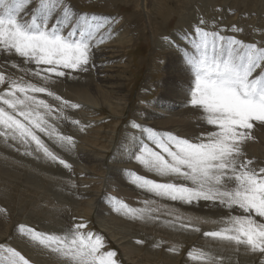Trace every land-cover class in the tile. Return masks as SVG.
I'll return each mask as SVG.
<instances>
[{
	"label": "rangeland",
	"instance_id": "374dc122",
	"mask_svg": "<svg viewBox=\"0 0 264 264\" xmlns=\"http://www.w3.org/2000/svg\"><path fill=\"white\" fill-rule=\"evenodd\" d=\"M211 1L214 4L207 0H67L77 13L113 16L115 23L112 29L119 34L110 40L102 37L106 31L98 34L93 55L95 67L89 66L87 71L73 73L68 78H54L47 84L56 95L70 104L79 105L76 109L65 107L63 111L68 119L58 122V131L72 136L74 146L65 147L40 134L45 144L70 165L69 168L43 157L42 153L26 155L27 149L14 146L13 141L5 142L0 137V209L4 210L0 211V244L20 251L30 264H62V258L57 254L21 235L18 225L30 226L40 232L63 233L73 223L84 221L88 230L104 237L105 250L115 251L119 264H204L190 259V251L193 254L197 251L211 252L219 264H264V254L253 252L245 245L237 246L203 236L204 231L221 227L220 222L229 215H246L242 210L230 211L203 201L193 205L158 201L159 204L171 205L179 215L190 218L200 227V232L174 229L162 222L133 220L113 210L114 200L118 198L137 208L143 207L144 200L154 199L129 182L131 172L159 179L130 159L124 150L133 134L141 133L132 129L134 123L148 128L151 126L145 124L151 122L155 128L159 127L156 130L162 132L173 128L172 131L180 136L183 128L185 130L182 129L181 133L188 137L203 132V129L212 130L204 117L198 122L199 117L195 115L202 111L190 104V89L194 81L184 57L192 51L186 39L191 30L199 25L209 32H219L245 44L264 45V33L261 31L264 29V0H257L254 6L259 7L261 15L251 5L254 0ZM183 18L191 23L184 22ZM201 20L205 21L203 25H200ZM254 34L262 36L263 41H253ZM101 40L107 47L102 52L103 57L98 53L102 48H97L98 45L103 47ZM161 44L166 45L163 47ZM103 59H107V70L103 67L105 64L100 63ZM34 67L24 64L22 58L14 53L0 52V73L6 79L25 77L44 85L43 80L25 75ZM105 80L113 85V93L104 87ZM6 88L7 83L0 85V92ZM103 89L107 92L104 93ZM103 97L107 100L104 101L106 98ZM40 98L53 105L59 104L53 97L40 94ZM73 120L79 124H73ZM260 125L255 124L253 138L246 141L243 151L246 158L264 164V126L258 128ZM139 134L136 136L140 137ZM14 147L21 148L22 157L16 154ZM35 206L37 208L34 209ZM254 218L264 223V218ZM191 237L193 239L189 240ZM126 255H131V258Z\"/></svg>",
	"mask_w": 264,
	"mask_h": 264
},
{
	"label": "snow or ice",
	"instance_id": "6c2138e0",
	"mask_svg": "<svg viewBox=\"0 0 264 264\" xmlns=\"http://www.w3.org/2000/svg\"><path fill=\"white\" fill-rule=\"evenodd\" d=\"M113 23L111 17L77 13L67 0H0V52L14 53L24 64L35 65L25 75L45 82L40 85L24 77L9 80L0 73V85L7 83L0 92V137L5 142L11 140L14 146L27 149L26 155L42 153L70 167L40 134L65 147L74 146L72 136L58 131V122L68 119L65 107L79 105L56 95L47 84L95 67L97 36L102 30L111 35ZM186 39L193 50L184 57L194 81L190 104L202 111L212 130L189 139L134 123L132 129L141 136L133 134L125 152L160 179L131 172L129 182L154 199L144 200L139 208L117 199L113 210L133 220L195 232L201 229L190 218L158 201L180 205L203 201L230 211L242 210L246 215H229L221 227L204 231L203 236L264 254V223L254 218H264V164L246 158L243 151L245 142L253 138L255 124L264 125V45L245 44L199 25ZM40 94L59 104L48 103ZM18 231L57 254L62 264H119L117 253L105 250L104 237L88 230L84 221L73 223L63 233L40 232L23 224ZM188 255L204 264H219L211 252L190 251ZM0 264L30 261L15 248L0 244Z\"/></svg>",
	"mask_w": 264,
	"mask_h": 264
},
{
	"label": "bare ground",
	"instance_id": "6f19581e",
	"mask_svg": "<svg viewBox=\"0 0 264 264\" xmlns=\"http://www.w3.org/2000/svg\"><path fill=\"white\" fill-rule=\"evenodd\" d=\"M207 2L208 3H210V4H214V3H212V1L211 0H207ZM225 2H226V0H225ZM256 2H257V0H254V1H252L251 3V5H253V9H255V10H257V11H255V12H258L260 15H261V13H262V11H260L259 10V7L258 8H254V6H255V4H256ZM222 3H223V1H222ZM202 5H203V3H202ZM206 5H208V4H206ZM226 5V4H225ZM215 6V5H214ZM213 6V7H214ZM262 6H264V3H263V5ZM208 7V6H207ZM214 9V8H213ZM262 9V8H261ZM206 10V9H205ZM172 11V10H171ZM171 11H170V13H171ZM211 11V10H210ZM195 12V11H194ZM194 14V13H193ZM176 15V14H175ZM207 15V14H206ZM152 19V18H151ZM210 19V18H209ZM215 20H216V18H215ZM214 20V21H215ZM183 21L184 22H190L187 18H183ZM193 21V20H192ZM224 21V20H223ZM262 22V21H261ZM182 23V22H181ZM191 23V22H190ZM194 26V25H193ZM207 29V28H206ZM259 29H260V27H259ZM261 30V29H260ZM112 31V34L111 35H109V31L108 30H106V32H105V34L102 36L104 39L106 38V40H110V39H113V38H116V36H118V34H117V32L118 31H116V30H114V29H112L111 30ZM263 33H264V29L263 30H261ZM107 33V34H106ZM163 35V34H162ZM102 38V39H103ZM252 38H253V41L254 40H258V41H263V38H262V36H258L257 37V35L256 34H254L253 36H252ZM161 40V39H160ZM241 41V40H240ZM120 42V41H119ZM118 42V43H119ZM101 43H103V47H101V45H98L97 46V48H102L101 50H98V53H99V57H103V53L105 52L104 51V49L106 50L107 49V47L105 46V44H104V42H101ZM106 43V42H105ZM108 43V42H107ZM112 43H114L113 41H112ZM166 43V42H165ZM122 44H124V43H122ZM107 45H109V44H107ZM161 45H163V47H164V45H166V44H161ZM112 48V47H111ZM96 50V49H95ZM193 51V50H192ZM103 52V53H102ZM165 52V51H164ZM168 52H170V51H168ZM176 52V51H175ZM97 53V54H98ZM106 53H108V51L106 52ZM174 53V52H173ZM111 54V53H110ZM108 56H110V55H108ZM7 59V58H6ZM6 61V60H5ZM8 61V60H7ZM106 61H107V59H106ZM106 61H104V59L101 61L100 60V63L101 62H103L102 63V65H104L105 64V66H103L106 70L108 69V67L106 66ZM185 61V60H184ZM3 62V61H2ZM10 63V62H9ZM98 63V62H97ZM21 65V64H20ZM111 68V67H110ZM15 69V68H14ZM19 69V68H18ZM103 69V68H102ZM105 69H103V70H105ZM29 70V69H28ZM15 71H17V70H15ZM21 70H19V72H20ZM178 71H180V70H178ZM189 71V70H188ZM22 72V71H21ZM91 72V71H90ZM101 72V71H100ZM113 73V72H112ZM5 74H6V72H5ZM79 75H81V74H79ZM87 75V74H86ZM110 75V74H109ZM109 75H107V76H109ZM173 76V75H172ZM28 77V76H27ZM85 77V76H84ZM113 77V76H112ZM8 78V77H7ZM25 78V77H24ZM32 78V77H31ZM67 78H68V76H67ZM168 78V77H167ZM183 78V77H182ZM189 78V77H188ZM28 79V78H27ZM79 79V78H78ZM106 79V78H105ZM171 79H172V77H171ZM191 79V78H190ZM103 80V79H102ZM109 80V79H108ZM179 80V79H178ZM177 80V81H178ZM111 81V80H110ZM115 81H117V79L115 80ZM114 81V82H115ZM74 82V81H73ZM164 82V81H163ZM103 83V82H102ZM119 83V82H118ZM78 84V83H77ZM104 84V83H103ZM103 84H101V88H102V85ZM189 84V83H188ZM71 84H69V86H70ZM73 85V84H72ZM87 85H89V84H87ZM97 85V84H96ZM115 85H117V84H115ZM183 85V84H182ZM118 86H121V85H118ZM163 86V85H162ZM74 87H80V86H74ZM83 87V86H82ZM95 87V86H94ZM99 87V86H98ZM104 87L105 88H107V89H109V91H110V93H113V85L112 84H109V82H107L106 80H105V85H104ZM77 88V89H78ZM81 88V87H80ZM118 88V87H117ZM179 88V87H178ZM181 88V87H180ZM112 89V90H111ZM52 90V89H51ZM97 90V89H96ZM104 90V89H103ZM102 90V91H103ZM168 90V89H167ZM173 90V89H172ZM95 91V90H94ZM99 91V90H98ZM116 91H117V89H116ZM84 92V91H83ZM105 92H107V90H104V93ZM80 93V92H79ZM95 93V92H94ZM165 93V92H164ZM83 94H85V93H83ZM98 94H101V93H99L98 92ZM108 95H110V94H108ZM97 96V95H96ZM181 96V95H180ZM83 97H85V96H83ZM88 98V97H87ZM104 99L106 98V97H103ZM179 98V97H178ZM185 98V97H184ZM45 99V98H44ZM183 99V98H182ZM188 99V98H187ZM107 100V98L104 100V101H106ZM165 101V100H164ZM186 101H188V100H186ZM113 102V101H112ZM159 102V101H158ZM104 103H106V102H104ZM104 103H103V105H104ZM109 104V103H108ZM184 104V103H183ZM91 105H92V103H91ZM110 105V104H109ZM113 105V104H112ZM89 106H90V103H89ZM93 106V105H92ZM192 106V105H191ZM109 107V106H108ZM110 107H113L114 108V106H110ZM111 109V108H110ZM188 109V108H187ZM187 109H186V111H187ZM196 111V110H195ZM161 112V111H160ZM162 113V112H161ZM179 113V112H178ZM183 113V112H182ZM185 113V112H184ZM189 113V112H188ZM167 114V113H166ZM170 114V113H169ZM180 114V113H179ZM178 115V114H177ZM185 115H186V113H185ZM176 116V115H175ZM191 116V115H190ZM197 116V118L199 117V119H198V122H201V121H199L200 119L202 120L203 119V113H200V112H197L196 113V115H195V117ZM148 117V116H147ZM179 117V116H178ZM185 117V116H184ZM150 118V117H149ZM175 118V117H174ZM181 118V117H180ZM179 119V118H178ZM178 119H176L175 118V120H178ZM189 119V118H188ZM191 119H193V118H191ZM195 119V118H194ZM181 120V119H180ZM173 121V120H172ZM183 121V118H182V120H181V122ZM184 121H187L186 119H184ZM179 122V121H178ZM155 123V122H154ZM173 123V122H172ZM175 123V122H174ZM177 123V122H176ZM175 123V124H176ZM175 124H173L174 126H175ZM179 124H180V122H179ZM198 124V123H197ZM200 124V123H199ZM259 124V123H258ZM146 125H148V126H151V128H153V129H159V127H157V128H155L154 126H152L153 125V123H146L145 124V126ZM169 125V128H170V124H168ZM167 125V126H168ZM178 125V124H177ZM176 125V126H177ZM182 125V124H181ZM190 124H188V126H189ZM260 125V124H259ZM160 126H161V124H160ZM164 127H165V125H163ZM187 126V127H188ZM261 126L262 125H260V127L258 126V128H261ZM264 126V125H263ZM147 127V126H146ZM162 127V126H161ZM160 127V128H161ZM172 127V126H171ZM183 127V126H182ZM163 128V127H162ZM180 129H181V127H179ZM189 128V127H188ZM262 128H264V127H262ZM176 130L178 129V128H175ZM183 129V128H182ZM181 129V130H182ZM187 129V128H186ZM190 129V128H189ZM188 129V130H189ZM162 130V129H161ZM164 131H172L173 130V128H172V130L171 129H163ZM181 130H180V132H181ZM185 129H183V131H184ZM187 131V130H186ZM264 131V130H263ZM175 132V131H174ZM179 132V131H178ZM176 133V132H175ZM188 133H190L189 131H188ZM187 133V134H188ZM195 133V132H194ZM137 134H139V133H136V135ZM186 134V133H185ZM192 134V133H191ZM258 134V133H257ZM260 135V134H259ZM1 139V138H0ZM129 141V140H128ZM12 143V142H11ZM15 143V142H14ZM89 143V142H88ZM246 143V142H245ZM13 144V143H12ZM4 146V145H3ZM247 146H248V143H247ZM13 147V146H12ZM252 147V146H251ZM122 148V147H121ZM253 148V147H252ZM14 149H16L15 147H14ZM5 150V149H4ZM12 150V149H11ZM10 150V151H11ZM125 150V149H124ZM7 151V150H6ZM9 151V150H8ZM4 153H6L5 151H4ZM3 153V154H4ZM15 154V153H14ZM13 155V154H12ZM5 157H7V155L5 156ZM12 158V157H11ZM8 159V158H7ZM13 159H14V157H13ZM20 159V158H19ZM18 160V159H17ZM22 160V159H21ZM88 160H90V159H88ZM2 161V160H1ZM2 163V162H1ZM32 165L34 164V162H30ZM113 163H114V161H113ZM89 164V163H88ZM112 164V163H111ZM121 164H123V163H121ZM95 165V164H94ZM141 166V165H140ZM3 168H4V166H2ZM91 167V166H90ZM122 167V166H121ZM139 167V166H138ZM141 167H143V166H141ZM9 168V167H8ZM140 168V167H139ZM0 170H1V168H0ZM146 170V169H145ZM126 171V170H125ZM34 172V171H33ZM138 172V171H137ZM144 173V172H143ZM142 173V174H143ZM139 174V173H138ZM150 174V173H149ZM31 177V176H30ZM153 177H154V175H153ZM29 178V177H28ZM157 178V177H156ZM159 178V177H158ZM33 179H34V177H33ZM160 179V178H159ZM50 180H52V179H50ZM17 181V180H16ZM26 182H27V180H26ZM30 182V181H29ZM29 182H27V183H29ZM39 182V181H38ZM26 183V184H27ZM101 183V182H100ZM11 184V183H10ZM31 184V183H30ZM67 184V183H66ZM39 185H41V184H39ZM133 185V184H132ZM27 186H28V184H27ZM130 186V185H129ZM26 188V187H25ZM132 188H134V187H132ZM136 189V188H135ZM134 189V190H135ZM35 191V190H34ZM57 192H59V191H57ZM138 192V191H137ZM35 193V192H34ZM36 194V193H35ZM37 195V194H36ZM40 195V194H39ZM83 195V194H82ZM113 196H115V195H113ZM150 196V195H149ZM36 197V196H35ZM119 197V196H118ZM147 197V196H146ZM145 197V198H146ZM140 198V197H139ZM151 198H152V196H151ZM30 199V198H29ZM119 199V198H118ZM121 199V198H120ZM12 200V199H11ZM43 200V199H42ZM45 200V199H44ZM124 202V201H123ZM46 204V203H45ZM60 204V203H59ZM99 205V204H98ZM112 205V204H111ZM140 206V205H139ZM199 206H201V205H199ZM99 207V206H98ZM182 207V206H181ZM35 208H37L36 206L34 207V209ZM40 208V207H39ZM33 209V210H34ZM43 209V208H42ZM71 209V208H70ZM100 209V208H99ZM40 212V211H39ZM100 212V211H99ZM103 213V212H102ZM37 214V213H36ZM107 214V213H106ZM236 214H237V212H236ZM241 215V214H240ZM25 216V215H24ZM110 216V215H109ZM44 218V217H43ZM42 218V219H43ZM261 219V218H260ZM106 220V219H105ZM111 220V219H110ZM59 221V220H58ZM104 221V220H103ZM63 223V222H62ZM120 223V222H119ZM119 223H118V225H119ZM30 224V223H29ZM42 224V223H41ZM47 224V223H46ZM105 223H103V225H104ZM126 224V223H125ZM50 225V224H49ZM56 225V224H55ZM58 225V224H57ZM107 225H109L108 223H107ZM124 225V224H123ZM60 226V225H59ZM112 226V225H111ZM55 227V226H54ZM119 226H117V228H118ZM128 227V226H127ZM42 228V227H41ZM56 228V227H55ZM106 229H107V227H105ZM116 228V227H115ZM114 228V229H115ZM103 229V228H102ZM104 230V229H103ZM47 231V230H46ZM105 231V230H104ZM111 231V230H110ZM55 232V231H54ZM115 232V231H114ZM121 232V231H120ZM59 233V232H58ZM115 236V235H114ZM125 237V236H124ZM169 237V236H168ZM168 237H166V238H168ZM24 238V237H23ZM116 238V237H115ZM187 239V238H186ZM193 238L191 237L189 240H192ZM26 242V241H25ZM113 242V241H112ZM18 243V242H17ZM22 243H23V241H22ZM131 243V242H130ZM165 243V242H164ZM227 243V242H226ZM25 244V243H24ZM125 244V243H124ZM204 244V243H203ZM221 244V243H220ZM223 244V243H222ZM21 245V244H20ZM23 245V244H22ZM27 245V244H26ZM229 245V244H228ZM39 246V245H38ZM128 246V245H127ZM136 246V245H135ZM233 246V245H232ZM130 247V246H129ZM34 248V247H33ZM123 248V247H122ZM132 248H134V247H132ZM126 249H128V248H126ZM130 249V248H129ZM139 250V249H138ZM39 251V250H38ZM129 251V250H128ZM132 252L134 251V250H131ZM124 252H127V250H125ZM130 252V251H129ZM38 253V252H37ZM151 253V252H150ZM52 254V253H51ZM125 254V253H124ZM133 254V253H132ZM42 255H44V254H42ZM129 257L131 256V255H128ZM127 255H126V257H128ZM138 256V255H137ZM125 257V256H124ZM131 258V257H130ZM127 260H128V258H127ZM232 262V261H231ZM222 264V263H221ZM263 264V263H262Z\"/></svg>",
	"mask_w": 264,
	"mask_h": 264
}]
</instances>
